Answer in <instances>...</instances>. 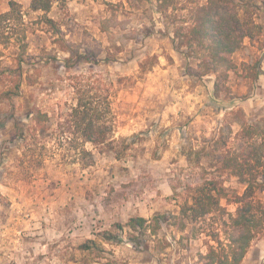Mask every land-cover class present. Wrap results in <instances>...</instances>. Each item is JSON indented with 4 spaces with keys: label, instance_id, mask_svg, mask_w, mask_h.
I'll return each instance as SVG.
<instances>
[{
    "label": "rangeland",
    "instance_id": "1",
    "mask_svg": "<svg viewBox=\"0 0 264 264\" xmlns=\"http://www.w3.org/2000/svg\"><path fill=\"white\" fill-rule=\"evenodd\" d=\"M9 1L0 0V13L8 10ZM14 1L28 12L31 0ZM253 2L261 7L257 21L264 28V0ZM193 3L206 0H173L165 15L144 0H54L48 17L60 27V38L80 51L101 52L98 65L80 64L70 70L64 67L67 54L57 37L31 24L41 13L24 17L35 33L28 34L23 69L36 83H24L21 97L0 103V264H80L86 254L91 264H195L209 245L215 246L214 234L224 239L222 221L227 218L218 213L202 221L195 236L190 227L179 232L163 225L136 245L129 241L125 226L130 218L141 217L152 224L156 215L177 214L185 188L196 183L198 172L181 155V147H197L212 136L222 123L223 110L230 108L211 98L214 76L190 78L186 67L196 63L175 48L172 28L189 19ZM103 20L114 26L120 52L100 30ZM128 32L136 39L121 48L119 38ZM263 46L264 29L233 54L236 70L227 81L235 95H248L241 105L249 120L264 116V89L258 82L264 75L257 72L252 80L241 64L257 66ZM15 52L12 46L5 50V65L14 66ZM148 54L158 56V64L141 74L138 64ZM108 55L111 61L102 62ZM88 72L106 73L114 82L115 136L134 135V149L121 159L96 154L95 164L84 169L46 159L42 166L20 175L16 161L20 153L17 145L8 142L11 115L31 125L33 108L56 113L58 106L71 100L70 77ZM226 184L235 187L234 179ZM236 188L240 194L244 189ZM221 206L235 213L236 205L222 200ZM118 224L123 226L121 238L115 243L102 241L98 234L118 233ZM86 240L100 245L103 253L82 254L79 246ZM241 264H264V238L251 242Z\"/></svg>",
    "mask_w": 264,
    "mask_h": 264
},
{
    "label": "trees",
    "instance_id": "2",
    "mask_svg": "<svg viewBox=\"0 0 264 264\" xmlns=\"http://www.w3.org/2000/svg\"><path fill=\"white\" fill-rule=\"evenodd\" d=\"M144 1L154 5L162 15L166 14L173 2ZM53 2L31 0L25 13L19 3L10 0L8 10L0 13V103L21 97L24 83H36L23 69L28 49L27 37L35 33L31 24H39L57 37L56 42L67 54L63 59L67 70L80 64L95 66L101 62L98 59L101 53L99 49L84 48L80 51L75 44L60 38V27L48 17ZM260 9L253 0H206L205 4L193 3L189 19L172 28L176 50L187 60L196 63L194 67L188 65L185 73L197 80L214 76L211 98L215 102L226 103L230 108L223 110L222 123L212 136L204 138L197 147H181V155L198 172L196 183L185 188L187 193L177 214L156 215L152 224L141 217L130 218L125 226L129 230V241L133 244L136 245L147 235L156 234L163 225L179 232H185L190 227L192 236H195L197 230L201 229L199 225L202 221L213 213L227 218L222 221L224 239L214 234L212 240L215 246L209 245L207 253L199 254L195 264H241L251 242L259 237L264 238V197H258L264 193V116L249 120L241 105L248 100V95L237 96L227 85L229 73L236 70L233 54L243 47L246 39L251 40L263 33V25L257 21ZM28 13L41 15L30 24L24 20ZM98 26L120 52V46H116L114 41V26L108 20L101 21ZM120 37L121 48L136 39L131 32ZM10 46L16 51L14 66L3 63L4 52ZM165 57L171 61L169 56ZM108 61H111L109 55L102 59V62ZM157 64L158 56L148 54L139 62V71L145 74ZM241 66L247 70L246 77L257 79L256 63L251 66L242 63ZM70 86V102L58 106L57 112L52 115L33 108L30 112L31 125L23 124L11 115L13 124L8 133V142L17 145L20 153L16 159L20 175L25 176L30 168L42 166L46 159H59L84 169L95 164L96 154L121 159L134 149V135L115 136L116 122L112 107L114 82L106 73L72 75ZM154 157L159 158L156 154ZM230 179H234L235 187L226 184ZM236 186L244 188L241 194ZM222 200L236 205L234 214L221 206ZM116 227L118 233L98 234L101 240L117 242L123 233V226L118 224ZM79 249L82 254L91 252L97 256L104 251L93 240H86ZM80 264H91L87 254Z\"/></svg>",
    "mask_w": 264,
    "mask_h": 264
},
{
    "label": "water",
    "instance_id": "3",
    "mask_svg": "<svg viewBox=\"0 0 264 264\" xmlns=\"http://www.w3.org/2000/svg\"><path fill=\"white\" fill-rule=\"evenodd\" d=\"M263 59H264V50H263V52H262V54H261V56L257 62V66H256L257 72L261 75H264V71L261 70V64H262Z\"/></svg>",
    "mask_w": 264,
    "mask_h": 264
},
{
    "label": "crops",
    "instance_id": "4",
    "mask_svg": "<svg viewBox=\"0 0 264 264\" xmlns=\"http://www.w3.org/2000/svg\"><path fill=\"white\" fill-rule=\"evenodd\" d=\"M240 61H242V59H240ZM258 82H259L261 88L264 89V80H261V79H260ZM238 89H239V88H238Z\"/></svg>",
    "mask_w": 264,
    "mask_h": 264
}]
</instances>
